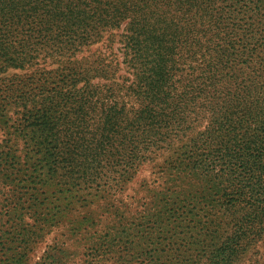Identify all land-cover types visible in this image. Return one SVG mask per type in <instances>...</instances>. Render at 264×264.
I'll return each instance as SVG.
<instances>
[{"label": "trees", "instance_id": "trees-1", "mask_svg": "<svg viewBox=\"0 0 264 264\" xmlns=\"http://www.w3.org/2000/svg\"><path fill=\"white\" fill-rule=\"evenodd\" d=\"M229 1L0 0V73L35 66L0 77V264L55 229L34 264H235L262 236L264 0ZM121 25L130 76L74 59Z\"/></svg>", "mask_w": 264, "mask_h": 264}, {"label": "rangeland", "instance_id": "rangeland-1", "mask_svg": "<svg viewBox=\"0 0 264 264\" xmlns=\"http://www.w3.org/2000/svg\"><path fill=\"white\" fill-rule=\"evenodd\" d=\"M241 2V0H230L229 4H234ZM225 4V2H224ZM216 5H220V3H216ZM124 25H121L118 28H114L112 30H109L104 33L102 38L97 41L96 43H93L91 45L83 47L74 57L75 60H79L81 58H96L100 56V58H105L106 60L112 59V63L117 66V74L123 75V76H130L127 72L126 64L123 60V49H122V41H121V34L124 31L123 30ZM225 32V31H224ZM223 36L220 42L225 41V36ZM205 56L206 55L205 53ZM60 65V62L55 61L53 59H45L43 61H40V63L37 65L38 67H44L46 69H52L56 68ZM35 68V66H27L23 70L21 69H9L7 73H0V77H7V75L16 73V74H25L30 73ZM9 113V127L7 128V131H11L12 127L20 122V115L15 113L14 108L9 107L7 105V108ZM17 119V121H15ZM15 124L13 125V123ZM205 123V120H203L202 124ZM2 137H8V135L5 133L4 130H0V139ZM167 151H159L155 152L151 155V158L144 157L143 161L139 164L136 173L134 175L133 180L127 185L128 187L124 191L123 198L124 197H131L134 196V198H137L141 195V189L139 188V184L142 182L145 183H151L154 179L156 180L158 165L164 162L165 158L168 156ZM39 165V163H33ZM10 185H5L2 189H0V199L3 200L0 205H7L10 203L11 198L13 195L9 193L7 188ZM83 207L76 206V212L83 211ZM60 229H55L46 234L43 238L39 240V242L36 244L35 248L31 252L30 255V263L34 264L36 261L40 260V257L43 253V251L47 248L48 245H53L55 242H61L63 241L64 237L63 235H60ZM68 243V240H66L65 244ZM104 264H118L113 262H106ZM235 264H264V230L262 231V236L255 242H252L247 250L245 251L244 255L240 257Z\"/></svg>", "mask_w": 264, "mask_h": 264}]
</instances>
